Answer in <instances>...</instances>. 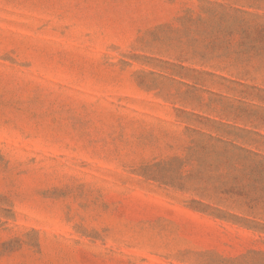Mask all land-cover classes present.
<instances>
[{"label":"rangeland","instance_id":"1","mask_svg":"<svg viewBox=\"0 0 264 264\" xmlns=\"http://www.w3.org/2000/svg\"><path fill=\"white\" fill-rule=\"evenodd\" d=\"M0 264H264V0H0Z\"/></svg>","mask_w":264,"mask_h":264}]
</instances>
